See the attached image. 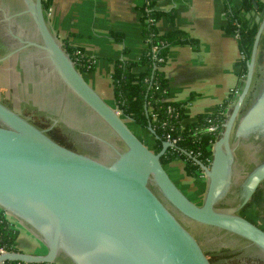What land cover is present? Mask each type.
<instances>
[{"label": "water", "instance_id": "water-1", "mask_svg": "<svg viewBox=\"0 0 264 264\" xmlns=\"http://www.w3.org/2000/svg\"><path fill=\"white\" fill-rule=\"evenodd\" d=\"M22 1L25 8L15 14L30 15L39 40L20 37L23 44L15 50L33 45L46 54L47 73L86 107L87 121L95 123L86 124L84 132L113 152L106 158L103 150L62 143L0 101V208L47 248L44 253L8 251L0 260L56 262L62 254L69 264H214L181 217L234 233L264 249V230L237 212L264 180L263 157L240 182L236 203L220 205L232 184V135L254 133L264 140V75L256 94L252 92L264 10L247 13L258 27L243 84L212 143L211 159L204 164L193 157L206 178L202 200L196 203L161 162L171 143L162 140L158 151L149 148L127 124L130 118L78 69L50 28L42 0ZM147 129L158 137L150 123ZM102 131L118 145L97 134Z\"/></svg>", "mask_w": 264, "mask_h": 264}, {"label": "crops", "instance_id": "crops-1", "mask_svg": "<svg viewBox=\"0 0 264 264\" xmlns=\"http://www.w3.org/2000/svg\"><path fill=\"white\" fill-rule=\"evenodd\" d=\"M228 1L237 6L241 0ZM143 3L144 0H50V28L64 45L78 46L84 54L93 57L94 66L84 72L85 78L103 97L105 93L109 95L113 106L118 107L111 77L114 59L136 58L146 48L140 27ZM154 7L164 12L173 11L172 19L165 13L161 15L156 22L158 30L181 29L198 43L197 48L189 43L171 46L163 65L169 98L184 103L186 117L183 122L196 119L201 112L215 111L228 93L233 92L229 111L237 96L234 90H240L244 75L239 64L243 56L238 36L223 28L225 0H156ZM263 61L264 29L258 45L254 83ZM153 142L152 137L150 146H147L152 148ZM191 177L206 180L203 173ZM192 188L190 185L189 189ZM203 194L198 193V199L193 201L200 203ZM11 219L15 221L14 217ZM20 225L25 232L33 234L23 223Z\"/></svg>", "mask_w": 264, "mask_h": 264}, {"label": "trees", "instance_id": "trees-1", "mask_svg": "<svg viewBox=\"0 0 264 264\" xmlns=\"http://www.w3.org/2000/svg\"><path fill=\"white\" fill-rule=\"evenodd\" d=\"M155 2L156 0H144L142 4L140 27L146 41V48L142 54L136 58L114 59L111 72L114 98L123 114L137 126L149 132L147 125L151 124L158 135L155 138L150 133L154 141L152 150L158 151L161 148L162 140H166L167 133L175 139L174 144L168 146L161 155L163 164L180 159L183 162L184 173L197 177L203 172L193 157L204 164L209 163L212 143L224 128L223 122L227 116L233 92L228 93L223 102L217 105L215 111L201 112L196 119L183 122L186 117L184 103L169 98V85L163 65L171 46L189 43L193 48H197L198 43L181 29L158 30L156 22L161 15L165 13L172 19L173 11H161L154 7ZM42 3L46 8L50 0H42ZM252 9L258 13L262 12L263 0H241L237 6L225 0L226 21L223 28L226 32L236 33L238 36L239 48L243 55L239 64L243 75L246 72V61L258 27L254 16H247ZM153 46H156L155 50L152 49ZM65 47L80 71L85 72L93 68V57L84 54L80 47L70 44H66ZM253 203L257 210L255 214L264 216V186L256 190L255 197L242 210L251 211L252 208L249 206ZM6 214L0 208V242L9 250H18L14 241L18 229ZM261 219L264 221V217ZM4 264H54V262L5 260Z\"/></svg>", "mask_w": 264, "mask_h": 264}, {"label": "flooded vegetation", "instance_id": "flooded-vegetation-1", "mask_svg": "<svg viewBox=\"0 0 264 264\" xmlns=\"http://www.w3.org/2000/svg\"><path fill=\"white\" fill-rule=\"evenodd\" d=\"M25 8L24 1L22 0H0V60L7 59V65L5 67H8V70H17L18 72V77H17V84L19 87H26L27 91L29 90L30 87V79L31 78V73L36 74L35 71L42 70L44 73V79L43 83L47 86L53 84V87L58 88L59 91V96L58 100L56 102L51 100H41L42 104L36 106V114L42 113L44 117H46L49 120H52L53 123L55 121L50 118L47 114H54V106L57 109V112L59 113V110H66L71 108L73 116L69 119L73 122V124H64L61 123L59 127H63L60 129V135L53 136L56 140L69 144L70 146L77 147L82 150H89V151H98V150H103V152L106 154V158H110V153L113 152L110 146L107 144H101L100 142L97 141V139L92 138L90 135H88L86 132V123L94 125L93 123L87 121L86 119V107L81 105L77 100L75 101L71 94L66 93L65 90H63V87L59 84L58 82L55 81L54 77L47 72H50V65H49V59L46 56V54L38 47L36 46H25L23 48H19L15 50L17 47L21 46L23 42L19 39L20 37L22 39H32V40H39L38 35L36 34V30L34 28V25L32 23V19L28 13H21V14H15L18 11H21ZM29 72V78L25 77L26 72ZM48 76H47V75ZM264 75V61L261 64V68L259 71V77L257 78L256 82L254 83L253 86V95L256 94L258 91V85L260 84L262 78ZM36 76V75H34ZM50 86V87H51ZM61 90L63 93H61ZM1 102L6 104L2 99H0ZM56 102V103H55ZM7 105V104H6ZM10 107L9 105H7ZM11 108V107H10ZM245 108V107H244ZM13 109V108H12ZM70 110V109H69ZM16 111V110H15ZM18 112V111H17ZM57 113V116H58ZM67 113L65 112V115H63L64 119L67 118ZM21 114V113H20ZM22 115V114H21ZM67 115V116H66ZM50 125L52 123L48 121ZM62 122H64L62 120ZM70 122V121H69ZM35 124V123H34ZM89 124V125H90ZM39 126V125H37ZM42 128L41 126H39ZM67 127V129H65ZM50 127H48L49 129ZM45 130H48L44 128ZM90 131H93L90 129ZM101 135L103 138L111 141L114 144H117V141L114 140V137H112L111 134L107 131H102V133H97ZM232 145L235 146L234 152L238 150L241 154H247V152H252V154L258 155V157H263L264 158V140L262 138L256 137L254 133H250L248 135H239V136H234L232 135L231 137ZM102 146H105L106 149H102ZM111 151V152H110ZM237 159V155L235 154V161ZM256 161V160H255ZM254 163V162H253ZM252 163V164H253ZM236 177V174L233 172V176ZM232 176V178H233ZM241 182V181H240ZM240 182H232L231 184V189L230 193L234 192L235 196H231L230 193L220 202V205L226 206V205H233L236 203V200L231 201L228 203L229 196L234 197V199L238 198V191H239V184ZM264 186V180L259 184L257 187L260 188ZM256 189V190H257ZM256 191L254 192L252 198L250 201L255 197ZM249 201V202H250ZM249 202H247L244 206H246ZM243 206V207H244ZM242 207V208H243ZM239 209L237 212H239ZM259 215V214H258ZM263 215L258 216V220H263L261 219ZM254 222L256 225H258L260 228L264 230V221L262 222ZM216 232L214 233L216 238L219 236L221 237L222 234L226 233L227 237L230 235L235 236V239L233 244L234 247L228 250L226 254H232V256H237V257H243V258H249L250 257V263L251 264H264V249H262L260 246L254 244L253 242L242 238L234 233L224 231L221 229L216 230L215 227H212ZM224 232V233H223ZM224 237V236H223ZM225 254V255H226ZM218 257L216 259H213V263L218 261H221L220 258H222V255L216 254ZM218 259V260H217Z\"/></svg>", "mask_w": 264, "mask_h": 264}, {"label": "rangeland", "instance_id": "rangeland-1", "mask_svg": "<svg viewBox=\"0 0 264 264\" xmlns=\"http://www.w3.org/2000/svg\"><path fill=\"white\" fill-rule=\"evenodd\" d=\"M257 64L259 65L260 61ZM5 65H7V59H4L2 61L0 60V99H2L7 105H9L11 108L21 113L24 117L28 118L31 122L35 123L36 125H39L42 128H46V129L50 127L48 130H46V132L49 135H53V136L60 135L59 131L61 128H63V127H59L61 123L64 124L66 123L68 125L73 124V122L69 120L73 116L70 107H69L70 110L69 109L62 111L59 110L58 113L57 109H54L56 108L54 106V108L52 109L54 110L53 111L54 114L48 113L47 115L50 118H52L55 121V123H53L52 120H49L46 117H44L42 113L36 114L37 113L36 106L38 107V105L42 104L41 100L46 101L52 99L53 101L56 100L57 102L59 96L58 88L55 87V85L53 87V84L52 86L51 84L47 86L43 83V79L45 76L41 69L40 70L36 69L37 70L35 71L36 74L31 73V78L28 79L30 80L29 83L30 87L29 90L27 91L26 87L24 86L19 87L17 84L16 81L18 77L17 70H15V72L13 70H8V67H5ZM81 72L87 78L84 71ZM25 77L29 78L28 71L26 72ZM57 80L58 79L56 78L55 81ZM108 88L111 89V86ZM61 93H63L62 90ZM104 97L110 104L113 105V101L109 95H106L105 93ZM65 112H68L67 113L68 116L66 115L68 118L67 120L63 118ZM62 120L64 122H62ZM48 121H50L52 125H50ZM126 122L129 125V127L134 131V133L138 137H142L145 144L150 146L152 137L149 135V133L146 132V130L144 132L140 130V127L130 120H127ZM65 129H67V127ZM235 154L237 155V159L236 161H234L232 169L234 174H236L237 172L238 176L237 177L236 175L233 176L232 182L234 181L237 183L242 181L244 176L247 174V172L258 160L259 157L254 153L252 154V152L249 153L247 152V154H241L238 150H236ZM163 165L166 171L168 172V174L170 175L171 179L190 199L196 200L198 199L197 197L198 193L200 194L204 193L203 190L204 187L206 186V180H201L185 175L182 168V161L180 159H174L169 163H165ZM190 185H193L192 189L195 191L189 189ZM230 195L235 196V193L231 192ZM227 199H228V203L233 200L234 201L237 200L234 199V197H230V196ZM249 207L252 208L251 211L240 210L238 213L245 216L249 220H253V221L258 220V213L257 215L255 214L257 210L254 208V203ZM180 219L185 224V226L193 233V235L201 242V245L203 246L205 252L207 253V255H209L212 261L213 259H216V257H218L216 254L220 253L222 255V258H220L221 261H218L217 264H251L250 257L243 258V257L232 256V254H226L228 250L234 247V245L232 244L234 240H236L235 236L230 235L229 237H227L225 236L227 234L223 232L224 234H222L221 237L219 236L218 238H216L214 237L215 236L214 233L216 231L211 226L204 225L202 223L190 220L185 217H181ZM262 221L263 220L260 219L258 220L259 223ZM13 222L17 225V229H18V232L14 237L15 247L18 250L46 252L47 250L46 246L33 234H29L25 232V229L21 228L20 224L22 223L18 219H15V221ZM58 257L59 258L57 259L62 261L64 264L70 263L67 257L63 256L62 254L59 255ZM58 260H56L57 262H54V264H60ZM214 264H216V262H214Z\"/></svg>", "mask_w": 264, "mask_h": 264}, {"label": "built area", "instance_id": "built-area-1", "mask_svg": "<svg viewBox=\"0 0 264 264\" xmlns=\"http://www.w3.org/2000/svg\"><path fill=\"white\" fill-rule=\"evenodd\" d=\"M51 6L49 5L48 7H46L45 8V14L48 16L49 14H50V12H51ZM152 49L153 50H155L156 49V46H153L152 47ZM241 55H242V53H241ZM243 56V55H242ZM159 59H161V58H159ZM239 91L240 90H234V92L236 93V95L239 93ZM211 128H213V127H211ZM166 140L167 141H169L170 143H171V145L172 144H174V142H175V139H172L171 138V135L169 134V133H167L166 134ZM6 212V211H5ZM7 213V212H6ZM10 219H11V217H13V216H11L9 213H7L6 214ZM12 220V219H11ZM8 251H13V250H9V249H7L1 242H0V255L2 254V253H5V252H8ZM4 262H5V260H0V264H4Z\"/></svg>", "mask_w": 264, "mask_h": 264}]
</instances>
